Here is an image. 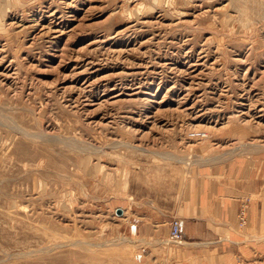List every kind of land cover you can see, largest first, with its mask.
Instances as JSON below:
<instances>
[{"label":"rangeland","instance_id":"obj_1","mask_svg":"<svg viewBox=\"0 0 264 264\" xmlns=\"http://www.w3.org/2000/svg\"><path fill=\"white\" fill-rule=\"evenodd\" d=\"M252 156L264 0H0V264H165L138 222Z\"/></svg>","mask_w":264,"mask_h":264},{"label":"crops","instance_id":"obj_2","mask_svg":"<svg viewBox=\"0 0 264 264\" xmlns=\"http://www.w3.org/2000/svg\"><path fill=\"white\" fill-rule=\"evenodd\" d=\"M252 158L243 165L238 160L206 164L193 175L171 213L180 219L184 242L159 252L165 264H235L237 258L264 256V158ZM243 204L247 223L241 227ZM171 215L163 220L153 212L144 215L134 233L160 247Z\"/></svg>","mask_w":264,"mask_h":264},{"label":"built area","instance_id":"obj_3","mask_svg":"<svg viewBox=\"0 0 264 264\" xmlns=\"http://www.w3.org/2000/svg\"><path fill=\"white\" fill-rule=\"evenodd\" d=\"M246 204H243L239 211V219L241 225H244L246 222L245 212H246ZM169 242L171 243H181L182 232H181V224L178 218H173L170 223V232L168 237ZM235 264H264L263 260H246L243 258H238Z\"/></svg>","mask_w":264,"mask_h":264},{"label":"water","instance_id":"obj_4","mask_svg":"<svg viewBox=\"0 0 264 264\" xmlns=\"http://www.w3.org/2000/svg\"><path fill=\"white\" fill-rule=\"evenodd\" d=\"M122 212V209L121 208H118L117 209V213L120 214Z\"/></svg>","mask_w":264,"mask_h":264},{"label":"bare ground","instance_id":"obj_5","mask_svg":"<svg viewBox=\"0 0 264 264\" xmlns=\"http://www.w3.org/2000/svg\"><path fill=\"white\" fill-rule=\"evenodd\" d=\"M206 135H207V133H206Z\"/></svg>","mask_w":264,"mask_h":264}]
</instances>
